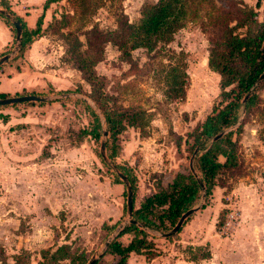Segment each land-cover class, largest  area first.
Instances as JSON below:
<instances>
[{
    "label": "rangeland",
    "instance_id": "rangeland-1",
    "mask_svg": "<svg viewBox=\"0 0 264 264\" xmlns=\"http://www.w3.org/2000/svg\"><path fill=\"white\" fill-rule=\"evenodd\" d=\"M156 1L61 0L49 6L52 18L41 35L48 36L50 51L57 57L58 68L63 69L61 79H71L74 83L61 86L60 93L49 91L44 96L77 93L94 103L91 86L82 79L69 52L70 41L74 43L77 39L80 50L103 55L95 73L103 82V93L115 107L143 110L150 118L143 132L127 127L119 136L117 156L110 160L104 151L105 163L100 154L103 138L95 141L81 134L83 129L94 125V117L88 105L79 100L50 102L60 107L44 112L47 120L22 137L20 145L31 147L26 150L29 153L25 157L29 158L23 164L20 155L10 153L16 141H3L2 151L11 162L10 179L18 172L23 173L25 183L0 186V218L8 219L5 222L1 219L4 226L0 225V264H43L42 250L53 251L65 243L70 245L72 254L82 252L88 259L98 255L113 232L108 233L116 215L122 212L121 221L125 217L126 190L123 185L118 188L113 166L130 171L136 185L141 176L137 169L142 160L140 148L145 146L152 127L163 135L165 144L180 145L175 157L189 168L193 140L185 142L186 135L200 126L220 101L219 76L208 66L212 37L209 22L221 17L220 11L211 2L201 7L196 5L197 13L191 10L169 44L157 45L151 52L145 48L132 50L129 60H120L115 46L101 42L117 29L122 15L129 23L136 24L143 7ZM241 1L254 9L259 23L264 22V0H259V8L255 7L258 0ZM182 61L188 75L186 95L183 100H171L166 96L167 75L173 67L182 66ZM258 95L259 102L243 116L239 140L242 173L228 178L226 187H215L222 191L221 210L216 227L210 226V221L205 225V233L213 235L215 250L228 247L227 257L219 251L216 253L215 264H247L248 258L264 261V87ZM151 119L156 121L155 126H151ZM199 153L193 162L198 176ZM163 176L150 174L149 178L161 182ZM4 194L6 197L1 200ZM213 199L210 196L207 205H213ZM211 211H216L214 205ZM220 215L222 226L217 225ZM240 222L243 226L235 235ZM167 232L149 230L147 233L155 238L148 239L164 240L158 236ZM153 245L151 253L155 256L158 249L154 242ZM181 250L191 257L208 254L207 248L194 252L190 247Z\"/></svg>",
    "mask_w": 264,
    "mask_h": 264
},
{
    "label": "trees",
    "instance_id": "trees-1",
    "mask_svg": "<svg viewBox=\"0 0 264 264\" xmlns=\"http://www.w3.org/2000/svg\"><path fill=\"white\" fill-rule=\"evenodd\" d=\"M59 1L61 0H45L44 9ZM214 1H217L218 5H215ZM1 2L10 12L9 6ZM210 2L221 15L219 18H209L211 19L209 33L212 37L209 38L208 50V66L219 76L220 101L200 126L187 133L185 139V142L193 140L191 151L200 152L196 161V171L205 186L206 197L202 208L207 205L215 187H226L228 178L242 173L239 140L243 123L234 129L230 128L236 125L240 117L242 100L264 73V22L259 23L254 9L246 6L241 0H157L143 7L141 18L136 24L129 23L122 15L117 21V29L109 33L108 37L102 36L105 38L101 40L102 44L108 42L117 48L120 60H129L132 50L145 48L151 52L157 45L169 44L173 35L184 26L191 10L195 12L196 5L201 7ZM259 6L258 0L255 7ZM5 20L12 26L9 19ZM21 27V44L16 58L22 56L32 41L41 34V19L38 20L35 30H27L23 23ZM70 42L69 52L77 62L76 68L82 79L91 86L92 100L103 117L101 121L95 110L87 106L94 117V125L90 129H83L81 134L98 141L102 137L104 125L108 134L105 150L108 159L113 160L117 156L120 134L127 127L143 132L150 117L143 110L116 108L110 97L103 93V82L95 73V66L102 61L103 55H91L88 51L80 50L77 39H74V43ZM184 64L182 61V66L173 67L167 75L168 99L185 98L188 75ZM263 87L264 80L247 100L244 118L259 102L258 92ZM0 98L7 96L0 95ZM222 132H225L224 135L210 146L211 139ZM116 168L127 177L134 198L136 186L134 177L127 169L118 166ZM184 170L185 172L176 174L167 188L146 197L138 209H134L133 205L132 219L136 223L124 228L97 264H101L106 257L110 258L108 264H126L127 256L131 252L145 254L147 258L154 256L151 253L154 245L148 237L155 236H151L146 230L170 231L182 214L200 203L202 189L189 168L183 167ZM114 177L118 183L123 184L115 173ZM217 225H223L222 215ZM115 228L116 226L109 228L108 233ZM126 233H133L134 237L124 246L119 239ZM41 257L43 264H60L65 260L69 261L68 264H87L89 260L82 252L72 254L70 247L65 245L54 251L42 250Z\"/></svg>",
    "mask_w": 264,
    "mask_h": 264
},
{
    "label": "crops",
    "instance_id": "crops-1",
    "mask_svg": "<svg viewBox=\"0 0 264 264\" xmlns=\"http://www.w3.org/2000/svg\"><path fill=\"white\" fill-rule=\"evenodd\" d=\"M1 1L9 6V13H11L12 17L20 20L29 31L35 30L38 20L41 19L42 34L52 18L49 7L44 9L45 0H0V10L8 12L1 4ZM41 34L32 41L22 56L18 58L15 57L16 55L12 56L6 63L0 66V95H6L7 98L24 95L44 96L48 95L49 91L60 93L59 89L61 86H66V84L73 85L74 82L71 79H61L60 71L63 69L61 67L58 68L57 57L54 55V51H50L46 40L48 36ZM14 42L15 34L12 26L5 20L4 16L0 15V59L13 51ZM74 79L76 82V78ZM59 107L60 105H55L54 103H31L0 107V186H18L20 182L25 183L23 173L20 174L18 172L16 177L13 175V179H10L9 170L11 169V162L7 159L8 154L2 151V142L7 139L16 141V145L11 148L12 151L10 153L20 155L19 160L23 164L29 158L25 157L28 152L26 150L31 149V147L20 145L22 137L25 134H31L29 130L35 129L38 124L47 120H44V112H50ZM151 121L152 119L150 120L151 126H155L156 121ZM146 139L147 141L144 142L145 146L140 148L142 160L137 165L141 176L138 177L139 182L135 186L134 209H138L146 197L170 185L176 174L183 172L184 167L175 157L178 150L177 146L180 147L179 144H176L177 146L175 147H172L169 143L165 144L163 135L153 127ZM150 174H158V177L164 176L161 182L158 180L156 182V179L151 180L149 178ZM117 184H119L117 185L118 188L122 185L124 186V184L118 182ZM217 192L218 194L215 195ZM221 192L218 188L212 190L211 197H214L212 201L216 209L215 212L211 211L213 210V205H206L205 208H201L193 213L185 221L175 238L153 240L156 249H158V255L147 258L145 254L131 252L127 256L126 264H215L216 253L220 252L223 256L227 257L229 253L228 247H223L220 251L215 250L212 242L213 235L206 234L205 232L207 231H204L205 225L209 221L210 226L216 227L217 218L221 210L220 205H222L219 198ZM5 197V194L2 195L1 200ZM124 209L125 206L123 213H125ZM122 216V212L116 215L111 227H117L121 222ZM2 218H0V221ZM2 221L5 222L8 219H2ZM2 221L0 225L3 227ZM240 223L235 231V235H237L243 226L242 222ZM133 237V233H126L119 241L126 246ZM64 245L70 247L69 244L65 243L60 244L55 249ZM187 247H190L193 252L197 249L207 248L208 254L201 255L200 257H195L193 254L191 257L190 254L188 256L187 253L181 250ZM109 261L110 258L106 257L101 264H108ZM68 263L69 261L65 260L60 264ZM247 264H264V261L258 258H248Z\"/></svg>",
    "mask_w": 264,
    "mask_h": 264
},
{
    "label": "water",
    "instance_id": "water-1",
    "mask_svg": "<svg viewBox=\"0 0 264 264\" xmlns=\"http://www.w3.org/2000/svg\"><path fill=\"white\" fill-rule=\"evenodd\" d=\"M0 15H3L5 18L9 19L12 23V26L15 30V46L13 51L5 56L2 57L0 59V66L3 65L4 63H6L8 61L9 58H11L12 56H15L18 52V50L20 49V44H21V34H22V27H21V23L19 20H14V18L12 17L11 13L9 12H4L2 10H0ZM264 80V73L259 77V79L256 81L253 89H251L249 91V93L244 97V99L242 100V110H241V116L239 117L236 125L230 129H234L238 126H240L243 122V116L245 113V105L247 100L249 99V97L252 95L253 90L256 89L260 83ZM64 100H79L83 103H85L86 105H88L89 107H91L92 109L95 110V113L99 116L100 120L103 121V117L99 111V109H97L95 107V104L88 99L87 97L81 95V94H77V93H62L59 95H55L52 97H48V96H38V95H24V96H18V97H9V98H3L0 99V107H6V106H12V105H18V104H31V103H50L53 101H64ZM225 132L219 133L217 135H215L211 141H210V146L211 144H213L214 142H216L217 140H219V138L221 136L224 135ZM107 132L105 131V129H103L102 131V138L103 141L100 144V154L101 157L103 158V161H106V158L104 156V151H105V140L107 137ZM209 146V147H210ZM197 155V150L194 151L192 157L190 158L189 161V170L191 171L192 175L197 179L198 184L200 185L201 189H202V194H201V199H200V203L199 205H197L196 207L186 211L184 214H182V216L180 217V219L177 221L176 225L167 233H162L160 234L158 237L163 238V239H168L173 237L174 235H176L180 229L182 228L183 224L185 223V221L195 212H197L198 210H200L202 208V205L205 201V186L204 184H202V182L200 181L198 175L196 174L194 167H193V162L194 159ZM113 170L114 173L118 176V178L122 181V183L125 186L126 189V205H125V217L123 219V221H121L118 226L113 230V232L107 237L103 248L101 250V252L98 255H94L92 256L87 264H97L98 261L103 257V255L106 253V251L108 250L110 244L117 238L119 237V235L123 232L124 228L128 225H133L136 222L132 219V212H133V192H132V187L127 179V177L120 171L118 170L116 167L113 166ZM147 232L149 230H146Z\"/></svg>",
    "mask_w": 264,
    "mask_h": 264
}]
</instances>
